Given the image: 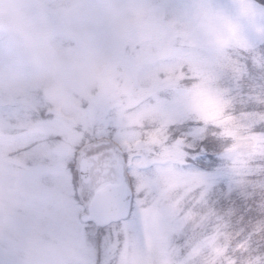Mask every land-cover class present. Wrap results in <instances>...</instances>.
<instances>
[{
    "label": "rangeland",
    "instance_id": "1",
    "mask_svg": "<svg viewBox=\"0 0 264 264\" xmlns=\"http://www.w3.org/2000/svg\"><path fill=\"white\" fill-rule=\"evenodd\" d=\"M260 3L0 0V264H264L186 164L189 133L242 161L264 150L229 84L264 32ZM116 147L123 175L81 184V157L116 172ZM119 184L129 215L84 221Z\"/></svg>",
    "mask_w": 264,
    "mask_h": 264
},
{
    "label": "snow or ice",
    "instance_id": "2",
    "mask_svg": "<svg viewBox=\"0 0 264 264\" xmlns=\"http://www.w3.org/2000/svg\"><path fill=\"white\" fill-rule=\"evenodd\" d=\"M257 7L264 18V0ZM229 84L237 112L253 121L250 131L264 135V104L253 102L257 95L264 98V32L236 59ZM186 142L191 145L186 164L199 175L207 206L237 234L236 243L246 252L264 253V150L242 161L224 155L212 136L189 133Z\"/></svg>",
    "mask_w": 264,
    "mask_h": 264
},
{
    "label": "water",
    "instance_id": "3",
    "mask_svg": "<svg viewBox=\"0 0 264 264\" xmlns=\"http://www.w3.org/2000/svg\"><path fill=\"white\" fill-rule=\"evenodd\" d=\"M78 164L80 181L88 185L92 180L90 168L93 163L88 158L82 157ZM130 194V190L124 189L122 184L109 185L97 191L88 206V214H84L82 219L92 220L98 227H102L127 217Z\"/></svg>",
    "mask_w": 264,
    "mask_h": 264
},
{
    "label": "flooded vegetation",
    "instance_id": "4",
    "mask_svg": "<svg viewBox=\"0 0 264 264\" xmlns=\"http://www.w3.org/2000/svg\"><path fill=\"white\" fill-rule=\"evenodd\" d=\"M116 150H117V152H118V158H119V165H118V168H115V170H116V172L114 171V168H111V167H106V168H103V169H98V162H97V159H95V158H88L89 160H91L92 161V166H91V168H90V176H91V178H92V180H91V182L93 183L95 180H96V178L98 177V176H96V174L95 173H101V174H103V173H122V171H123V168H124V166H123V162H124V158L121 156V151L118 149V148H116ZM82 158V157H81ZM120 167H121V171H120ZM77 173H78V170H77ZM90 182V185H92V183ZM82 184V183H81ZM89 185V184H88ZM93 186H95V185H93ZM87 221H91V220H87ZM92 222V221H91Z\"/></svg>",
    "mask_w": 264,
    "mask_h": 264
},
{
    "label": "trees",
    "instance_id": "5",
    "mask_svg": "<svg viewBox=\"0 0 264 264\" xmlns=\"http://www.w3.org/2000/svg\"><path fill=\"white\" fill-rule=\"evenodd\" d=\"M259 1V0H258ZM261 1V0H260Z\"/></svg>",
    "mask_w": 264,
    "mask_h": 264
}]
</instances>
